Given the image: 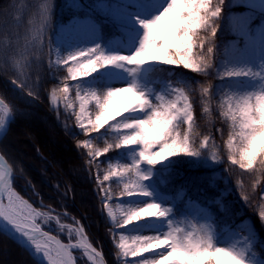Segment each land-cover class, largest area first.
I'll return each mask as SVG.
<instances>
[{
	"label": "trees",
	"instance_id": "obj_1",
	"mask_svg": "<svg viewBox=\"0 0 264 264\" xmlns=\"http://www.w3.org/2000/svg\"><path fill=\"white\" fill-rule=\"evenodd\" d=\"M101 1L106 3L105 11L99 6ZM118 2L0 0V98L12 111L8 130L0 140V151L14 169V188L37 206H41V200L79 219L107 264H119V260L100 196L101 182L94 177V173L96 170L107 171L116 161L123 170L124 164L133 161L128 158L126 148H113L96 157L89 165L87 153L102 149L106 142L117 141L120 133L112 129L115 120L111 118L99 131L85 133L76 126L79 107L76 87L79 85L83 89L95 85L98 92H105L109 89L104 75L106 67L89 76L72 79L67 71L68 65H56L53 49L54 37L60 25L73 18L89 17L100 26L97 45L104 50L107 41L121 32L111 20L110 13ZM228 2L229 17L247 10L235 0ZM263 20L259 12L253 13V30ZM218 36L222 52L236 38L230 22L223 25V33H218ZM147 77L157 91L161 80H167L177 87L189 83L193 89L190 102L196 121L193 139L199 143L204 136H210L206 149L208 157L177 155L155 166L145 164L150 170L152 183L160 191L175 197L178 191L183 190L184 200L188 197L207 206L217 236L224 235L226 228L245 231L244 222L251 220L256 230L253 252L264 257V217L260 215L264 211V170L259 160L253 165L254 171L241 170L238 166H233L229 171L228 164L224 163L228 155L230 132V121H225L220 109L228 87L225 79L220 81L214 73L204 76L182 66L164 63L153 64L147 71ZM209 83L213 85L215 95L210 101H205L200 85L207 86ZM65 85L69 88L67 93L62 91ZM29 91L33 95H29ZM95 103L88 105L93 119ZM28 125L38 126L43 135L44 131L51 130L55 134L54 140L62 141L61 148H51L45 136L36 143L33 133L26 127ZM85 140L90 142V148L83 147ZM65 151L69 156L65 155ZM214 152L219 155L218 161L211 160ZM112 182V179L103 181ZM245 194L251 198L250 201L243 199ZM199 224L202 223L198 220ZM62 238L65 239L63 235ZM0 248V252L5 254L0 264H43L25 246L1 231Z\"/></svg>",
	"mask_w": 264,
	"mask_h": 264
},
{
	"label": "snow or ice",
	"instance_id": "obj_2",
	"mask_svg": "<svg viewBox=\"0 0 264 264\" xmlns=\"http://www.w3.org/2000/svg\"><path fill=\"white\" fill-rule=\"evenodd\" d=\"M235 2L249 9H255V12H259L264 18V0H235ZM228 8V0H167L166 6L159 15L149 20L137 18L145 31L140 47L134 54H107L97 45L61 57L55 49L58 57L55 63L67 65L72 62L67 68L72 79H76L78 75L89 76L98 69L110 65L118 67L130 65L133 66L131 71L134 72L136 67L145 63L160 62L182 66L204 76L214 73L220 81L243 78L261 80L262 83L256 90L226 93L227 98L220 105V109L225 121H230L227 139L228 155L224 161L228 164L229 171L233 166H238L241 170L254 171L253 165L257 160L264 170V70L254 69L247 64L230 65L226 59L230 52L237 58L241 53L246 52L249 57L261 58L260 63L264 66V22L258 30H253L252 16L255 12L229 17ZM226 22L231 23L232 30L239 37V42L224 47L221 52L218 33H223V25ZM51 51L50 48L49 53ZM217 57L222 58L217 59ZM200 89L205 101H210L215 95L211 83L207 86L200 85ZM192 90L189 83L181 85L175 88L171 99L157 96L155 102L139 91L135 84L111 88L103 93L95 90L87 91L85 95L96 102V114L93 119L86 111L84 97L80 95L83 90L77 85L76 94L82 102L76 119L85 133L99 131L109 122V118L116 120V117L124 112L146 114L139 119L116 120L111 127L120 133L117 141L106 142L102 149L90 150L87 153L88 163L91 165L96 157L109 152L110 149L132 146L139 149L137 159L131 164H124L122 172L117 169L103 175L101 184L103 181H108L111 176H123L124 173H128L130 175L123 184L120 196L150 197L152 193L147 190L144 182L150 178L151 173L145 172L143 165L155 166L177 155L208 157L206 149L210 136H204L199 143L193 139L196 135V121L193 117V105L190 102ZM62 91L63 93L69 91L67 85ZM28 94L33 95V92L29 91ZM116 96L122 98L114 105L113 98ZM133 96L136 97V101L125 107ZM2 103L3 101H0V104ZM205 111H208L207 107ZM2 126L3 121H0V127ZM221 135H223L222 131ZM83 147L90 148V142L85 140ZM211 160L218 161L219 155L212 153ZM105 199H110L107 190H105ZM243 199L250 201L251 198L245 194ZM172 211L171 208L155 201L138 207L122 206L121 218L116 220L113 215L117 228L131 225L145 217L163 218L168 221L166 233L151 236L137 235L134 238V247L123 243L125 236L121 235L119 237L121 243L118 247L122 255L136 257L153 250L160 253L156 259L145 258L133 261L135 264H247L244 248L217 244V232L211 223L204 222L197 226L181 219H168ZM109 215H112L111 209ZM260 215L264 217V211H261ZM0 218L27 238L36 252L43 255L47 264H76L71 254L73 248H84L88 252V260L95 264L98 253L83 240L82 229L76 230L81 237L76 244L63 243L56 236L43 230L38 221L48 223L55 220L59 223V217L38 210L24 200L10 186L9 170L4 165H0ZM182 223L185 224L184 227L180 226ZM64 227L70 226L61 225V229ZM161 248L163 250L159 251Z\"/></svg>",
	"mask_w": 264,
	"mask_h": 264
},
{
	"label": "rangeland",
	"instance_id": "obj_3",
	"mask_svg": "<svg viewBox=\"0 0 264 264\" xmlns=\"http://www.w3.org/2000/svg\"><path fill=\"white\" fill-rule=\"evenodd\" d=\"M167 0H119L117 4H115L111 9L112 20L119 25L120 33H117L115 36L111 37V40L108 42L104 51L107 54H123V55H132L137 51L140 47V43L143 39L144 29L139 23V19L149 20L154 18L156 15H159L164 6H166ZM99 6L105 11L107 6L105 2H99ZM243 13L231 14L233 15H241L248 14L250 11H255V9H249ZM264 22V21H262ZM262 22L256 26L254 30H258L262 24ZM99 40V26L92 19L89 18H74L70 20L65 25H60L57 29V33L54 37L55 46L53 49L54 59L56 60L58 57L56 55L55 49L58 51L61 57H66L69 54H73L77 51L86 50L89 48H93L96 46ZM239 37L236 35L234 41L230 42L228 45L237 42ZM238 43V42H237ZM228 64L230 65H250L254 69L264 70V66L261 65L259 57H249L247 53H241L239 58L235 57L231 52L226 56ZM160 64V62H148L143 65L136 67V70L131 71L133 66L124 65L121 67L110 65L106 67L104 72L106 83L109 89L111 88H120L127 87L129 85L135 84L139 91L145 93L149 99L156 101L157 96H164L168 99H171L174 95V90L176 86L171 85L167 81L161 82V88L156 93L154 91V87L149 84L147 79V70L153 64ZM68 67L72 65V62H69ZM93 74V73H92ZM79 76V75H78ZM227 83L226 93L229 91H237V92H245V91H253L256 90L260 84L261 80H252V79H225ZM80 95L84 97V104L86 111L89 113V103L95 102L94 99L85 95V92L95 90L98 92L97 87L95 85L86 86L82 89ZM99 93V92H98ZM123 95V94H122ZM121 96H116L113 98V104H117ZM225 95V99H226ZM136 101V97H131L125 107H129ZM77 102L79 103V107L81 104V99L77 97ZM54 103V102H53ZM55 105H57L55 103ZM79 107L78 111L79 112ZM76 113V115H77ZM145 113H127L124 112L121 116L116 117V120L123 121L125 119H139L143 118ZM114 121V123L116 122ZM0 121H4V114L0 110ZM87 124V120L84 121ZM76 126L79 127V123L76 119ZM27 129L30 130V133H33L34 140L36 143L39 142L40 138L45 136L49 143H51V148L55 147L57 149L61 148L62 141L56 142L55 134L51 130L49 132H45L43 135L42 130L38 126H26ZM81 129V128H80ZM33 138V136L31 137ZM55 139V140H54ZM44 143V142H43ZM127 151L128 158L133 161L138 158L137 152L139 151L138 147H125ZM65 155L69 156V154L65 151ZM120 168V164L116 161L110 165L107 171H99L96 170L94 173V177L101 182L103 180V175L107 174L109 171H114ZM143 170L145 172H150L149 168L146 165H143ZM128 175L126 173L123 176L116 175L111 176L109 179H112V183H102L100 187V196L103 201L104 212L106 214L107 220L110 224L111 234L110 238L117 250L119 264H135L133 261H140L145 258L148 259H156L160 255L159 252L148 251L144 252L139 256L132 257H124L121 253V249H119L118 245L121 243L119 237L121 235L125 236V240L123 243L129 245V247H134L135 242L134 238L137 235L141 236H151L156 234L163 235L168 230V221L163 218H142L138 222H133L131 225H126L121 228L116 227V222L113 220V215L116 217V220L121 218L122 206L123 207H138L147 204L148 202L155 201L156 203L161 204L164 207L171 208L173 211L168 219L172 220H185L191 222L193 224L198 225V220L201 223L210 221V212L207 206H201L196 201H187V203L182 207L181 205H176L175 198L169 194L162 193L158 190L151 181L150 178L145 181V185L147 190L152 193L150 197L144 196H133L128 197L120 196V192L123 190V184L127 182ZM105 190L110 195V199H105ZM264 193V185L262 187ZM184 196V192L180 191L178 193V197L181 198ZM25 198V197H24ZM27 199V198H25ZM32 206L38 210H42L48 212L51 216H58L59 223L55 220L49 221L48 223H44L43 221H38L41 224V227L44 229H53L56 230L60 235H65L69 237L71 240H76L78 237V232L76 230L80 229L79 226L76 225L75 222L71 220L69 217H64L60 214H57L50 209L44 208L42 205L37 206L32 200L27 199ZM109 209H111L112 215H109ZM245 231L236 230L233 228H226L225 233L222 236H217V244L219 246H236L240 248H244L246 250V261L247 264H264V257L253 252V245L256 241V230L253 227L251 220H246L244 222ZM61 225L70 226L64 227L61 229ZM184 227L185 224L182 223L180 225ZM71 234V235H70ZM1 249V248H0ZM163 248L159 249L162 251ZM5 254L0 252V262H3ZM78 263L79 264H88V262L82 259L79 256ZM12 262H10L11 264Z\"/></svg>",
	"mask_w": 264,
	"mask_h": 264
},
{
	"label": "water",
	"instance_id": "obj_4",
	"mask_svg": "<svg viewBox=\"0 0 264 264\" xmlns=\"http://www.w3.org/2000/svg\"><path fill=\"white\" fill-rule=\"evenodd\" d=\"M0 101H3L2 104H0V107L5 106L8 113L6 114L5 117V121H4V126L2 128V130L0 131V140L2 139V137L5 135V133L8 130L11 118H12V111L10 109V107L8 106V104L0 98ZM0 162L3 163V165L9 170V184L10 186L14 189V178H15V172L14 169L12 168V166L9 164V162L7 161V159L5 158V156L1 153L0 151ZM15 190V189H14ZM80 229H82L83 231V235L85 237V240L87 242L88 245H91L92 248H95L92 243L90 242L85 229L80 225ZM44 231H47L45 229H43ZM0 231L4 234H6L7 236L11 237L12 239L18 241L20 244L24 245L25 247H27L29 250L30 248L24 244L23 242H21V239H27L25 237H23L20 233L16 232L15 230H13L12 228H9L3 224L0 223ZM49 232L51 235L56 236L59 240H61V242L63 243H68L66 241H64L60 236L54 234L53 232L47 231ZM96 249V248H95ZM31 251V250H30ZM96 252L98 253V256L102 259L104 264H107L102 253L96 249ZM35 256V255H34ZM37 258V257H36ZM42 262V261H41Z\"/></svg>",
	"mask_w": 264,
	"mask_h": 264
},
{
	"label": "bare ground",
	"instance_id": "obj_5",
	"mask_svg": "<svg viewBox=\"0 0 264 264\" xmlns=\"http://www.w3.org/2000/svg\"><path fill=\"white\" fill-rule=\"evenodd\" d=\"M1 109L3 110V113L6 115L8 113L7 109L5 106H2ZM3 126H4V121H3ZM2 127H0V131L2 130ZM0 165H3V163L0 162ZM17 192V191H16ZM18 193V192H17ZM19 194V193H18ZM20 195V194H19ZM21 196V195H20ZM22 197V196H21ZM23 198V197H22ZM24 199V198H23ZM25 200V199H24ZM6 202V201H5ZM29 203V202H28ZM30 204V203H29ZM32 205V204H31ZM0 223L9 227V228H12L13 230H15L13 228L12 225L8 224L6 221H4L2 218H0ZM81 237L79 236L78 234V237L76 240H71L69 242H71L72 244H76L78 241H80ZM83 240L86 242L85 238H83ZM21 242H23L24 244H26L30 250L32 251V253L39 259L41 260L42 262H45L47 264V261L46 259L43 257L42 254H39L36 252L34 246L27 240V239H21ZM68 242V243H69ZM87 244V242H86ZM72 250L74 251V254L72 253ZM71 254H72V257L73 259L76 261L77 260V256L80 255V257L84 260H86L88 262V264H93V261H90L88 260V252H86V250L84 248H73L71 249ZM95 264H104L102 259L97 255L95 257Z\"/></svg>",
	"mask_w": 264,
	"mask_h": 264
}]
</instances>
